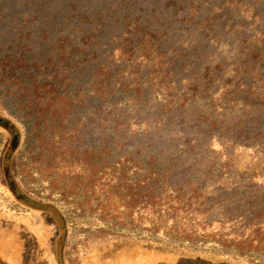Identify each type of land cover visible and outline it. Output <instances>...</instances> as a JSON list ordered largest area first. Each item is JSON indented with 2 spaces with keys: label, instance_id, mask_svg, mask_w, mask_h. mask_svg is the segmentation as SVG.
<instances>
[{
  "label": "rangeland",
  "instance_id": "rangeland-1",
  "mask_svg": "<svg viewBox=\"0 0 264 264\" xmlns=\"http://www.w3.org/2000/svg\"><path fill=\"white\" fill-rule=\"evenodd\" d=\"M69 1H77V11L94 16L91 26H99L101 54L94 65L114 60L117 38L130 21L152 17L158 35L170 43L171 58L183 64L172 86L176 104L195 111H207L233 89L228 73L237 65L238 43L264 28V0L196 2L223 15L221 35L220 26L206 34L180 24L175 0H0V118L5 120H0V264H264V202L238 191L263 193L264 160L258 155L234 152L215 159L185 153L186 163L177 161L165 182L155 181L148 176L146 155L120 150L96 155L100 139L93 108L66 121L63 139L57 133L36 143L31 120L20 139L14 122L25 119L28 109L20 96L27 89L21 75L28 74L27 67L50 71L51 56L60 52L52 43L53 15L66 14ZM173 15L177 21L170 24ZM235 17L238 26L246 24L232 28ZM131 25L125 29H134ZM236 32L244 36L238 39ZM208 66L217 69L201 96V83L195 84ZM150 70H143V77ZM74 74L76 100L95 93L87 71ZM126 101L120 99L122 107L131 106ZM158 102L164 104L162 98ZM210 162L220 171L203 175ZM245 183L248 188L241 186Z\"/></svg>",
  "mask_w": 264,
  "mask_h": 264
},
{
  "label": "trees",
  "instance_id": "trees-1",
  "mask_svg": "<svg viewBox=\"0 0 264 264\" xmlns=\"http://www.w3.org/2000/svg\"><path fill=\"white\" fill-rule=\"evenodd\" d=\"M198 1L203 0H175V15L183 17L179 20L180 24L195 25L199 32L206 34L220 26L221 30L217 31L221 35L224 30L223 15L211 13L201 4H195ZM68 5L67 13L57 16L59 24L56 25L57 17L53 15L52 43H57L54 49L60 48V52L51 56L47 64L50 71L43 74L27 67L28 74L21 75L25 77L21 83L27 91L23 90L20 96L26 101L28 109H25V119L14 122L20 139L30 128L27 124L30 120L33 121L32 135H35L36 143L44 137H55L57 133L63 139L68 133L62 130L67 125L66 121L76 120V111L83 113L93 108L100 139L95 148L96 155L104 157L117 150L132 157L146 155L148 176L155 177V181L165 182L171 167L177 161L188 158L183 156L185 153L197 156L206 153L216 159L217 156L250 151L264 160V28L255 31L254 35L245 36L238 43L235 50V56H239L235 61L237 65L228 73L234 82L233 89L225 91L221 102L213 104L207 111H195L189 110L184 103L176 104L172 86L176 84V71L183 64L177 58H171L170 43L164 40L165 34L158 35L157 27L152 26V17L145 16L142 22L137 19L130 21L125 28L132 23L131 27L135 28H124L120 32L114 60L109 58L94 65L93 61L101 54L96 41L99 26H91L94 16L77 11L81 7L77 1H69ZM233 8L236 11L238 7L234 5ZM255 11L260 16L257 8ZM165 15L168 18L169 13ZM175 15L170 24L177 21ZM228 19L231 23L230 17ZM235 20L236 17L232 28L246 24L244 20L238 26L240 22ZM148 27L151 28L147 30ZM243 36L239 33L238 39ZM17 62L23 63L22 60ZM148 68L151 69L149 74L143 77V70ZM216 69L208 66L200 71L202 77L196 79L195 87L201 83V96L207 95ZM78 70L89 73L96 91L94 94H83L76 100L71 85L76 80L74 72ZM126 72L129 74L126 75ZM134 87L135 90H132ZM258 96L263 97L262 102L254 100ZM124 97H127L126 105L129 103L130 107H122L120 99ZM161 98L163 105L158 102ZM238 104L242 105L241 109ZM3 119L0 118L4 122ZM201 157L204 163L206 158ZM203 163L192 165L190 169L197 165L202 167ZM215 164L210 162L208 167L203 168V175L218 173L220 170L213 168ZM220 166L222 171L225 165ZM194 173L199 175V172ZM241 186L248 188L246 183ZM254 190L238 189L243 198L264 202V191L259 195Z\"/></svg>",
  "mask_w": 264,
  "mask_h": 264
},
{
  "label": "water",
  "instance_id": "water-1",
  "mask_svg": "<svg viewBox=\"0 0 264 264\" xmlns=\"http://www.w3.org/2000/svg\"><path fill=\"white\" fill-rule=\"evenodd\" d=\"M16 144H17V137L14 138V141H13L12 147L15 148Z\"/></svg>",
  "mask_w": 264,
  "mask_h": 264
},
{
  "label": "crops",
  "instance_id": "crops-1",
  "mask_svg": "<svg viewBox=\"0 0 264 264\" xmlns=\"http://www.w3.org/2000/svg\"><path fill=\"white\" fill-rule=\"evenodd\" d=\"M13 264V263H12Z\"/></svg>",
  "mask_w": 264,
  "mask_h": 264
}]
</instances>
